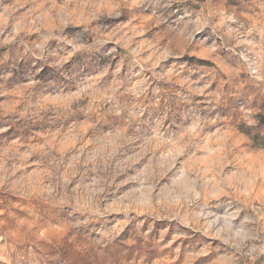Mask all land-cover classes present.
Here are the masks:
<instances>
[{
	"label": "rangeland",
	"instance_id": "374dc122",
	"mask_svg": "<svg viewBox=\"0 0 264 264\" xmlns=\"http://www.w3.org/2000/svg\"><path fill=\"white\" fill-rule=\"evenodd\" d=\"M0 264H264V0H0Z\"/></svg>",
	"mask_w": 264,
	"mask_h": 264
}]
</instances>
